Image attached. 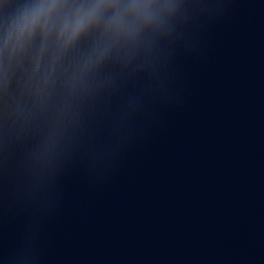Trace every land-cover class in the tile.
Segmentation results:
<instances>
[{"label": "water", "instance_id": "water-1", "mask_svg": "<svg viewBox=\"0 0 264 264\" xmlns=\"http://www.w3.org/2000/svg\"><path fill=\"white\" fill-rule=\"evenodd\" d=\"M178 2L62 116L27 105L29 56L0 78V264H264V0Z\"/></svg>", "mask_w": 264, "mask_h": 264}, {"label": "clouds", "instance_id": "clouds-1", "mask_svg": "<svg viewBox=\"0 0 264 264\" xmlns=\"http://www.w3.org/2000/svg\"><path fill=\"white\" fill-rule=\"evenodd\" d=\"M178 7V0H26L6 18L0 78L7 84L14 65L29 56L27 105L62 116L98 90L107 65H142ZM88 38V49L66 65Z\"/></svg>", "mask_w": 264, "mask_h": 264}]
</instances>
